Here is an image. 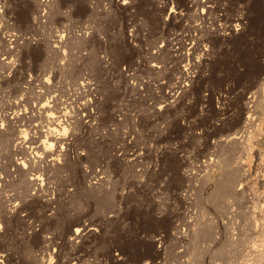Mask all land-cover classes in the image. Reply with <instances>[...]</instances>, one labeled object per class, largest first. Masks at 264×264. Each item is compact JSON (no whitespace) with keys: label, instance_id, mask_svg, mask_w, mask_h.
Listing matches in <instances>:
<instances>
[{"label":"rangeland","instance_id":"obj_1","mask_svg":"<svg viewBox=\"0 0 264 264\" xmlns=\"http://www.w3.org/2000/svg\"><path fill=\"white\" fill-rule=\"evenodd\" d=\"M190 1L0 0V264H264V0Z\"/></svg>","mask_w":264,"mask_h":264},{"label":"bare ground","instance_id":"obj_2","mask_svg":"<svg viewBox=\"0 0 264 264\" xmlns=\"http://www.w3.org/2000/svg\"><path fill=\"white\" fill-rule=\"evenodd\" d=\"M163 2L166 4H169L170 2H172V0H163ZM175 7V6H174ZM227 10V9H226ZM211 12V7L208 5V3L206 2V0H191L190 3L188 5H186L185 7H177L176 9H170V12H169V17L171 18H180V19H183L184 17H189L191 16L192 19H190L189 23L184 25L183 26V33L185 31L187 32H193L195 30H198L199 29V26H198V22H204L205 21V18H206V14L207 13H210ZM245 12H242V13H239V14H236L235 16H232V17H228L226 15H223L224 16V23L219 19V21L222 24L221 26V31L222 33H228V34H233L234 32H237L239 29H243L245 27V24H246V15L244 14ZM219 22V23H220ZM220 23V24H221ZM196 32V31H195ZM193 34V33H192ZM196 35V33L194 34V36ZM196 37V36H195ZM194 37V38H195ZM193 39V36L190 34V33H187L186 35H182V34H179L177 35V37L175 38V53H173L174 51H172V53L174 54V58L176 57V61L178 64H182V67H181V70H180V77H179V85L178 87L182 90H184V86H186V83L185 81L187 80H190V81H194V75H192L191 73L194 71V70H197V69H194V65H192L188 60H187V56L188 55H185L184 52L186 51H183V49L185 48V45L188 46V44H190V40ZM196 41V40H195ZM193 42V40H192ZM197 43V42H196ZM174 44V43H173ZM199 45V44H198ZM192 47V46H190ZM188 47H186L187 49ZM196 48V46H195ZM194 50V47L192 48ZM200 49V48H199ZM187 50H190V49H187ZM196 51V50H195ZM194 51V53H195ZM190 53V52H189ZM188 53V54H189ZM204 53V52H203ZM203 56V54H200ZM210 55V54H208ZM191 56V55H189ZM206 56V55H205ZM194 57V56H193ZM201 57V56H200ZM207 57V56H206ZM196 58V57H195ZM198 58V57H197ZM192 59V58H191ZM200 59V58H199ZM208 59V57H207ZM187 60V64H185ZM194 60V59H193ZM196 61V60H195ZM195 64V63H194ZM201 64V63H200ZM198 64L196 67L198 68L199 65ZM196 65V64H195ZM195 67V68H196ZM200 70V69H199ZM197 70V72L199 71ZM195 73V72H194ZM196 77V76H195ZM200 77V76H199ZM81 83V82H80ZM83 84V83H82ZM185 84V85H183ZM178 88V89H179ZM186 88V87H185ZM180 91V90H179ZM184 93V92H183ZM179 95V94H178ZM173 96V95H172ZM175 97V96H173ZM172 97V98H173ZM180 97V96H179ZM170 100V99H168ZM174 100V99H173ZM177 101V100H175ZM92 103H94L93 101L92 102H86L85 103V106H84V109L87 108V106H90ZM167 103V102H166ZM172 103V102H171ZM171 103H169L168 105H170ZM46 106V105H45ZM92 106V105H91ZM163 106V105H162ZM165 107V106H164ZM83 109V108H82ZM87 116H92L90 115L89 113H86ZM69 116V110H64L62 109L61 111H58V114L56 113H53V112H50V113H47V120H48V127H47V132H46V135H47V138H46V141H44V144H43V147L41 149H44V150H47L50 149L51 146L53 145H56V144H59V143H67V135H66V125H64V122L63 120L65 119V117ZM86 116V115H85ZM67 120V119H66ZM65 121V120H64ZM38 126V125H37ZM60 129H58L59 127ZM3 130H1V127H0V135L2 133ZM3 134V133H2ZM22 137V136H21ZM236 136H233L231 138H235ZM19 138V137H18ZM20 140V139H19ZM26 140V139H25ZM28 141V140H27ZM24 143V142H23ZM41 146V145H39ZM39 146H37L36 148H38ZM43 150V151H44ZM39 151V150H38ZM38 151H36L38 157H40L41 153L39 154ZM52 151V149H51ZM50 153V152H48ZM46 152V155L48 154ZM53 154V152H52ZM36 155V157H37ZM44 155V156H46ZM50 155V154H48ZM42 157V156H41ZM43 158V157H42ZM41 158V159H42ZM40 160V159H39ZM18 161H21V160H18ZM20 165L21 163H24V161L22 160L21 162H18ZM50 163L52 165L55 164V160H54V157L52 156L50 158ZM17 165V164H16ZM22 165H25V164H22ZM26 174H29V173H26ZM25 175V174H24ZM53 177V175H50ZM50 176L47 174L46 175V179H50ZM45 179V178H44ZM31 180H32V186L35 187V189H39L41 190V186L40 185H43L41 183V180H42V177L39 173H37V175H33V177H31ZM43 181V180H42ZM3 180L0 178V184H3ZM39 187V188H38ZM225 190V189H224ZM232 193L231 194H235L236 195H242L243 192H241L240 190H231ZM220 192V191H219ZM222 192V191H221ZM220 192V193H221ZM229 192V191H227ZM229 194V193H228ZM217 195V194H215ZM225 195V194H224ZM230 195V194H229ZM221 196V195H220ZM233 196V195H232ZM234 210V209H233ZM82 227H76V229L74 230V237H83L84 235H87L88 233L89 234H94V232L96 231V228L94 227H90L89 224H81ZM183 237V236H182ZM181 238V237H180ZM150 264V263H149Z\"/></svg>","mask_w":264,"mask_h":264}]
</instances>
